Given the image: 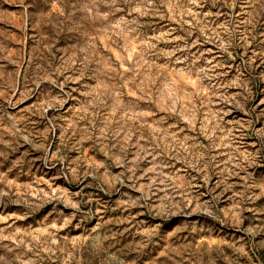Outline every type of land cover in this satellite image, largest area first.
I'll use <instances>...</instances> for the list:
<instances>
[{"label":"rangeland","instance_id":"374dc122","mask_svg":"<svg viewBox=\"0 0 264 264\" xmlns=\"http://www.w3.org/2000/svg\"><path fill=\"white\" fill-rule=\"evenodd\" d=\"M0 264H264V0H0Z\"/></svg>","mask_w":264,"mask_h":264}]
</instances>
